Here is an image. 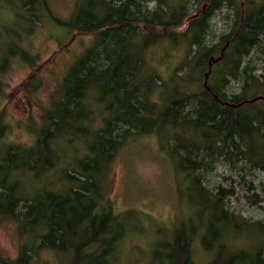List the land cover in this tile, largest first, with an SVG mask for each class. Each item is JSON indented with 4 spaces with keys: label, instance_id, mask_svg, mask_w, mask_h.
Listing matches in <instances>:
<instances>
[{
    "label": "trees",
    "instance_id": "trees-1",
    "mask_svg": "<svg viewBox=\"0 0 264 264\" xmlns=\"http://www.w3.org/2000/svg\"><path fill=\"white\" fill-rule=\"evenodd\" d=\"M3 3L21 27L1 41L0 83L12 60L33 63L39 28L90 37L31 146L10 143L0 117V217L21 239L0 264L43 252L53 264H264V220L233 203L254 200L247 177L264 172V0H75L67 17L49 0ZM144 137L185 204L157 233L143 211L117 212L108 197L112 161ZM131 235L144 247L126 245Z\"/></svg>",
    "mask_w": 264,
    "mask_h": 264
},
{
    "label": "rangeland",
    "instance_id": "rangeland-1",
    "mask_svg": "<svg viewBox=\"0 0 264 264\" xmlns=\"http://www.w3.org/2000/svg\"><path fill=\"white\" fill-rule=\"evenodd\" d=\"M74 2L75 0H49L51 14L67 17ZM7 5H0V44L10 38L13 30L21 27L13 16L6 12ZM221 18L222 15L216 17L215 33L222 31ZM59 33V30L51 26L36 30L31 38L30 48L28 47L29 52L36 54L33 63L29 64L16 58L10 62L6 74L1 77L0 117L8 127L7 140L10 143L22 147H29L34 143L55 91L90 37L88 34L77 32H72L70 36H62ZM221 172L222 170L218 169L215 174L219 175ZM210 180L213 184L219 182L214 177ZM247 180L253 183L251 195H256L254 200H248L242 195L239 197L238 194L233 203L242 209L246 216L263 222L264 172H254ZM107 184L108 197L115 211H143L145 216L159 224L155 227L154 223H148L147 228H152L151 232L154 230L157 233L160 231L158 228L170 227L177 214V218L186 214L184 198L176 192V182L170 173L167 160L152 137L131 141L119 151L108 170ZM177 188L181 191L178 182ZM259 198V204L255 205ZM146 239L131 235L125 242L126 245L136 244L144 247ZM20 244L16 224L0 217V259L8 261L16 258ZM124 255L130 258V262L138 258L136 251L131 254L124 251ZM52 259L51 252H43L34 264H53Z\"/></svg>",
    "mask_w": 264,
    "mask_h": 264
}]
</instances>
